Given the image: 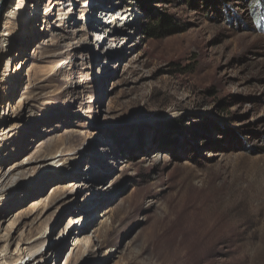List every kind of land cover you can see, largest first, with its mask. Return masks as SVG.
I'll list each match as a JSON object with an SVG mask.
<instances>
[{
    "label": "rangeland",
    "instance_id": "obj_1",
    "mask_svg": "<svg viewBox=\"0 0 264 264\" xmlns=\"http://www.w3.org/2000/svg\"><path fill=\"white\" fill-rule=\"evenodd\" d=\"M19 1L4 9L0 31L23 24L7 17ZM126 5L135 17L122 28L99 16ZM70 6L71 25L84 30L58 46L64 53L53 55L62 57L57 64L40 66L34 52L44 37L59 39L46 30L62 16L50 0L26 5L34 39L1 57L0 66L10 57L0 87L4 111L13 114L34 88L40 97L33 108L42 115L15 136L0 168L34 154L47 160L50 129L63 130L67 121L97 135L70 139L68 155L76 158L52 169L61 176L30 182L0 208V220L11 216L0 233L14 238L10 256L33 228V235L49 236L21 264H264V0ZM90 13L96 22L89 27ZM162 14L173 17L178 32L149 36ZM28 209L35 213L26 215Z\"/></svg>",
    "mask_w": 264,
    "mask_h": 264
},
{
    "label": "bare ground",
    "instance_id": "obj_2",
    "mask_svg": "<svg viewBox=\"0 0 264 264\" xmlns=\"http://www.w3.org/2000/svg\"><path fill=\"white\" fill-rule=\"evenodd\" d=\"M12 1L14 0H0V3L4 5L3 10L0 12V22L4 17L6 16L4 13V9H7ZM76 0H50L51 4H54L53 11L57 7L60 13L62 14L61 17L56 18L57 23H51L50 20L47 21V26H50L49 30L46 28L47 32L51 31V35L60 34L59 39L57 42H50L48 37H44L42 39L43 42H41L42 46H37L34 52H38L40 54V57L38 61L40 62V66L50 65L53 66L59 62V60L62 58L61 56L55 60L52 59L53 55L56 56L59 53H64L62 49H60V45H62L63 40L68 37L69 33H72L74 30H84L82 26L78 25L73 26L72 24V13L74 12L75 7H73L71 10L70 5L74 3ZM87 1L89 0H83V6L86 5ZM20 3L18 4V7L15 8L14 12H9L7 17L11 19H20L22 25L14 31H7V30H1L0 31V63L1 57L4 56L5 53H7L10 50V47L12 45H15L19 41L28 42L31 41V39H34V36L30 33V35H27L28 33V17L24 16V8L26 5L31 7H36L38 0H20ZM90 4V2H89ZM95 7V5H94ZM111 13L109 20H112V23L115 24V27L117 24H120L121 22H125L124 25H126V22L134 19L135 17V11L132 5H126L125 7H122L121 9H115L108 11ZM107 12V14H108ZM91 13L89 14L88 23L89 27L95 24L96 20L95 17H90ZM104 15V12H100L99 16L102 17ZM94 16V15H93ZM85 18V13H81V15L78 17V19ZM108 22V21H107ZM13 23L10 22L9 26H7V29L12 28ZM107 24V23H106ZM108 25V24H107ZM111 25V23L109 24ZM91 28H89L90 30ZM33 41V40H32ZM45 41V42H44ZM47 41V42H46ZM66 55V54H65ZM5 64L3 66H0V87L3 86V84L6 82L8 77V71L10 68V57L7 58ZM74 60V59H73ZM72 60V61H73ZM71 61V64L73 63ZM70 62V61H69ZM2 65V64H1ZM40 88V87H39ZM38 97H40V94L36 91L34 88H27L26 92L19 98V102L14 108V113L10 114V112L4 111V105L0 104V158H3V156L7 153H10L13 149L12 147L16 146V139L17 136L20 138L21 136H24L25 132L28 131V129L33 125L35 122V119L38 117H41V113H36L34 110V106L38 102ZM9 107V106H8ZM16 118L15 121H12L8 126L3 127L2 124L6 123L9 118ZM66 126H63V130H57L56 128H51L50 130L55 131V133L50 135L49 141L52 142L53 150L46 153V156L49 155V158L43 159L42 155L36 156L30 155L27 158L22 159L21 161H17L13 163L10 166V169L8 171L4 170L2 171V168H0V208L4 206L8 201H10L15 192L18 193V190L21 188H26L27 185L30 184V182L38 180V182H42L44 180H47L48 178H56L58 176H61L60 173L52 172L53 167H55L56 163L59 166L67 164L70 165L73 163L72 160L76 158V154L68 155V152L75 148V145L72 143L70 139L77 135L85 136L89 139H96L94 137L96 132L94 130H91L90 134L86 135V129L87 126L78 121H67L64 123ZM63 124V125H64ZM34 131V130H33ZM35 132V131H34ZM19 134V135H17ZM17 135V136H16ZM16 136V138H15ZM14 137V138H13ZM66 145V147L64 146ZM56 152L58 154L56 155ZM60 155V157H58ZM40 157V158H39ZM57 157V158H56ZM39 158V159H38ZM56 158V159H54ZM60 161V162H59ZM52 165L50 166V164ZM54 171V170H53ZM64 172V171H63ZM57 175V176H56ZM7 181V183H5ZM36 184V183H35ZM24 188V189H25ZM37 200H34L35 202ZM44 211V209L41 211V213ZM26 215L32 216L35 213V210H27L25 211ZM40 213V214H41ZM27 217V216H26ZM25 217V218H26ZM41 215L36 216V219H40ZM10 217L6 216L0 220V233L4 229L5 226H9L10 224H6L10 220ZM22 223V222H21ZM5 227V228H7ZM36 229L30 228L27 231V228L23 231V233L20 235V241L21 245L18 243L15 251L13 254L14 257L10 256V253L8 251L7 245L13 242V237L9 238H2V235H0V244L5 242L3 246H0V264H21L23 261L22 255L26 253V256H32L40 248H42L46 241L47 237L49 235H46L47 231H39L36 233V236L33 235ZM30 240V241H29ZM7 242V243H6ZM27 244L26 248L23 249L22 245ZM25 256V255H24ZM20 260V261H19ZM19 261V262H18ZM26 263V262H25Z\"/></svg>",
    "mask_w": 264,
    "mask_h": 264
},
{
    "label": "trees",
    "instance_id": "obj_3",
    "mask_svg": "<svg viewBox=\"0 0 264 264\" xmlns=\"http://www.w3.org/2000/svg\"><path fill=\"white\" fill-rule=\"evenodd\" d=\"M208 1V0H207ZM177 23L173 20L170 15L162 14L159 16L155 24L150 26L148 29L149 36L155 38H161L172 35L178 32Z\"/></svg>",
    "mask_w": 264,
    "mask_h": 264
},
{
    "label": "clouds",
    "instance_id": "obj_4",
    "mask_svg": "<svg viewBox=\"0 0 264 264\" xmlns=\"http://www.w3.org/2000/svg\"><path fill=\"white\" fill-rule=\"evenodd\" d=\"M116 28H120V27H116ZM122 28V27H121Z\"/></svg>",
    "mask_w": 264,
    "mask_h": 264
},
{
    "label": "water",
    "instance_id": "obj_5",
    "mask_svg": "<svg viewBox=\"0 0 264 264\" xmlns=\"http://www.w3.org/2000/svg\"><path fill=\"white\" fill-rule=\"evenodd\" d=\"M2 3H0V6H1Z\"/></svg>",
    "mask_w": 264,
    "mask_h": 264
}]
</instances>
